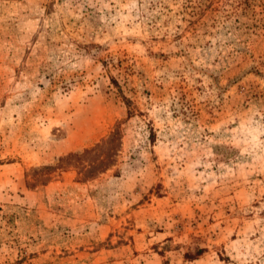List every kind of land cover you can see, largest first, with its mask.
<instances>
[{
  "label": "rangeland",
  "instance_id": "1",
  "mask_svg": "<svg viewBox=\"0 0 264 264\" xmlns=\"http://www.w3.org/2000/svg\"><path fill=\"white\" fill-rule=\"evenodd\" d=\"M0 264H264V0H0Z\"/></svg>",
  "mask_w": 264,
  "mask_h": 264
}]
</instances>
